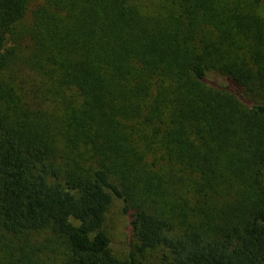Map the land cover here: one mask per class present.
<instances>
[{
  "label": "trees",
  "instance_id": "trees-1",
  "mask_svg": "<svg viewBox=\"0 0 264 264\" xmlns=\"http://www.w3.org/2000/svg\"><path fill=\"white\" fill-rule=\"evenodd\" d=\"M0 264H264V0H0Z\"/></svg>",
  "mask_w": 264,
  "mask_h": 264
},
{
  "label": "rangeland",
  "instance_id": "rangeland-1",
  "mask_svg": "<svg viewBox=\"0 0 264 264\" xmlns=\"http://www.w3.org/2000/svg\"><path fill=\"white\" fill-rule=\"evenodd\" d=\"M210 79L216 83L223 82L221 77L214 75ZM106 230L111 236L112 245L117 252H123L130 242V232L127 219L122 215L120 204L116 201L110 208L106 219Z\"/></svg>",
  "mask_w": 264,
  "mask_h": 264
}]
</instances>
